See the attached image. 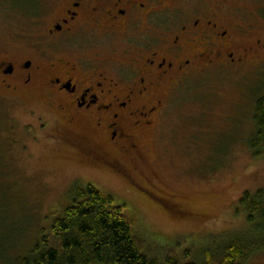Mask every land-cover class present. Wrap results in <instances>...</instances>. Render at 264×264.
Returning a JSON list of instances; mask_svg holds the SVG:
<instances>
[{"label": "rangeland", "instance_id": "rangeland-1", "mask_svg": "<svg viewBox=\"0 0 264 264\" xmlns=\"http://www.w3.org/2000/svg\"><path fill=\"white\" fill-rule=\"evenodd\" d=\"M49 2L0 0V34L39 35L44 24L38 11ZM262 94L264 58L193 78L190 88L172 97L141 149L149 182L140 180L137 191L82 158L85 148L101 152L89 125L52 123L49 131L68 135V144L59 143L37 128V117L48 115L42 104L0 94V264H13L50 236L76 183L92 184L125 204L124 214L137 220L144 252L158 260L243 230L238 199L264 189V151L255 157L248 145ZM247 264H264V251Z\"/></svg>", "mask_w": 264, "mask_h": 264}, {"label": "flooded vegetation", "instance_id": "flooded-vegetation-1", "mask_svg": "<svg viewBox=\"0 0 264 264\" xmlns=\"http://www.w3.org/2000/svg\"><path fill=\"white\" fill-rule=\"evenodd\" d=\"M38 18L35 37L0 34V94L42 104L37 128L59 143L52 123L89 125L101 152L82 158L130 191L149 182L141 149L172 97L264 58V0H50Z\"/></svg>", "mask_w": 264, "mask_h": 264}, {"label": "trees", "instance_id": "trees-1", "mask_svg": "<svg viewBox=\"0 0 264 264\" xmlns=\"http://www.w3.org/2000/svg\"><path fill=\"white\" fill-rule=\"evenodd\" d=\"M253 120L255 134L248 145L259 157L264 151V94L255 101ZM71 197V204L52 223L50 236L13 264H247L264 251V189L245 191L238 199L236 209L246 217L243 230L216 236L220 240L197 251L172 250L162 260L144 252L137 220L127 217L126 205L117 204L111 194L76 183Z\"/></svg>", "mask_w": 264, "mask_h": 264}]
</instances>
